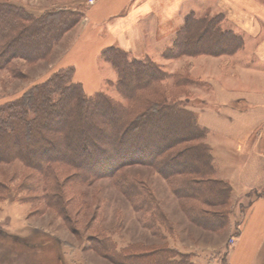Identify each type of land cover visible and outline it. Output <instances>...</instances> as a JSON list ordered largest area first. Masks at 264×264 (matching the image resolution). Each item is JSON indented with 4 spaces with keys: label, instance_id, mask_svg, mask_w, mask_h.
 <instances>
[{
    "label": "rangeland",
    "instance_id": "1",
    "mask_svg": "<svg viewBox=\"0 0 264 264\" xmlns=\"http://www.w3.org/2000/svg\"><path fill=\"white\" fill-rule=\"evenodd\" d=\"M10 1L22 5L21 0ZM23 1L31 9L39 8L30 10L25 7L35 15L58 8L75 9L78 12V21L60 36L46 58L35 62L15 58L8 68H0V105L23 98L27 92L43 86L55 72H60L58 77L63 79V83H69L68 71L57 69L55 64L75 38L77 24L84 16L83 3H86L83 0H60L77 1L71 6L61 7L56 5L59 0ZM258 1L264 4V0ZM207 7L212 11L213 5ZM203 21L200 26L196 22L195 24L202 29L205 25V20ZM193 25L191 21L189 27L192 28ZM218 31L219 29L210 34L211 40L216 38ZM226 33L234 40L230 46L228 44L230 51L235 50L232 47L243 45L242 40H235L238 35L234 32ZM172 50L173 58L166 57V51L163 53L165 58H152L163 68L161 73H167V78L137 93V97L140 94L144 96V102L136 106L137 112L145 110L150 100L167 102L185 98L188 108L193 112L194 108H204L213 102L204 98L207 88L189 83L201 78L192 57L212 54L204 52L176 57L178 49ZM169 53L170 50L168 55ZM225 54L230 53L218 55ZM100 61L105 76V85L101 91L120 105L134 108L137 98H128L116 88L118 73L112 63L102 55ZM138 79L132 82H139ZM52 85L50 83L49 86ZM27 112L32 115L31 110ZM53 115L56 116V113ZM57 116L56 120L68 119L73 128L77 126L67 112ZM79 120L80 132L95 137L94 132L85 126L87 122L89 124L93 121L92 118L89 116L82 120V116H79ZM163 125L160 127L155 123L152 132L164 135L168 127ZM76 128L72 133L73 137H78ZM143 131L144 129L137 132ZM57 135L59 134L53 136ZM164 136L170 139L169 135ZM28 139L24 135L21 137L23 142ZM78 141L75 143L76 149L72 151V164L53 161L52 171L47 176L40 169H36L34 164H30H38L37 158L42 157L41 140L32 142L35 152L25 150L30 158L29 163L17 158L13 151L7 153V159L0 161V232L18 235L20 239L36 244L29 248L0 234V264H164L157 259L162 249L176 251L177 256L172 259L174 261H184L181 255H188L189 264H225L231 234L237 232L243 213L247 210L251 197L258 195L257 191H253L251 196L240 197H235L232 193V197L222 204H216L213 200H206L197 194L182 197L175 190L173 179H168L149 165L125 166L112 176L108 170L101 172L96 166L92 169L87 163L90 161L89 154L85 152L83 142ZM260 148L264 150L262 142ZM90 149L94 150L92 147ZM23 151L21 148L19 153ZM53 152L60 154V158L65 155L64 150L53 149ZM230 156L228 149L216 148L214 159L217 172L221 167L220 159L225 160ZM79 166L80 170L77 169ZM193 177L198 178L197 175ZM122 178L130 188L135 189L137 186L143 201L141 198L135 200L128 194L127 188L124 190L125 185L118 184ZM206 178V182L212 180ZM49 194H53V197ZM260 195H264V191ZM98 244L105 247L107 254L96 249ZM179 264H185V261Z\"/></svg>",
    "mask_w": 264,
    "mask_h": 264
},
{
    "label": "trees",
    "instance_id": "2",
    "mask_svg": "<svg viewBox=\"0 0 264 264\" xmlns=\"http://www.w3.org/2000/svg\"><path fill=\"white\" fill-rule=\"evenodd\" d=\"M221 16L198 17L194 13L189 14L185 20L186 24L177 30L175 42L166 50L165 56L173 58L171 53L174 48L178 49L176 57L204 52L212 55L235 52L241 45L231 48L235 50H229L228 47L234 40L226 32H233L220 25ZM203 20L205 25L200 29ZM76 21L78 12L75 9L58 8L35 15L22 5L10 0H0V68H8L15 58H22L27 62L46 58L55 42ZM191 21L194 24L192 28L189 27ZM218 29L219 36L211 40L210 34ZM50 30H53L52 33ZM236 37V41L242 40L239 35ZM101 55L112 63L118 73V91L128 98H137V105L134 108L120 105L101 90L88 95L82 85L74 81L72 67L60 68L63 72L68 71L69 83H63V79L58 77L60 72L57 71L58 74L55 72L43 86L27 92L23 98L0 105V161L7 159V153L13 151L17 158L29 163L30 158L25 150L35 152L32 142L41 140L42 157L37 158L38 164H30H34L36 169H40L47 176L52 171L53 161L72 164V151L76 149L75 143L79 140L78 142H83L84 150L89 154L90 161L87 163L92 169L96 166L101 172L108 170L112 176L125 166L149 165L168 179H173L174 188L182 197L197 194L206 200H213L216 204L230 199L233 193L230 183L214 177L216 166L212 148L206 141L209 130L199 123L196 112L188 108L185 98L167 102L150 100L145 110L140 113L136 111V106L144 102V96L140 94L137 97V93L167 78V73H161L163 68L150 57L135 58L118 47L106 48ZM136 78H139V82L133 83ZM50 83L53 85L49 86ZM189 83L205 85L201 80H191ZM30 110L31 116L27 112ZM54 112L56 116L53 115ZM63 112H67V115L76 121L78 128H73L68 119H55L57 114ZM79 116H82V120L85 117L88 119L89 116L92 118L93 121L89 124L87 122L85 126L94 132L95 137L80 132ZM153 123H158L160 127L164 124L165 128L167 125L164 135H169L170 139L158 135L156 131L152 132ZM75 128L78 137L72 136ZM174 128L175 132L172 133ZM142 129L145 132H137ZM55 134L59 135L54 137ZM23 135L29 138L27 142L21 141ZM90 147L94 148L95 152ZM21 148L24 151L20 154ZM53 149L64 150L65 155L60 158V154H55ZM86 153L83 154L88 155ZM79 168L80 166L77 169ZM194 175L198 178L193 177ZM206 177L212 180L206 182ZM118 182L120 186H126L123 187L124 190L127 188L128 194L135 200L141 198L143 201L137 186L135 189L130 188L124 178ZM49 195L53 197V194ZM191 211L193 213V210ZM0 234L29 248L36 246L20 239L18 235L5 231ZM96 249L107 254L101 244H98ZM176 256L177 252L173 249H162L157 259L164 264H179L184 261L185 264L190 263L188 255H181L184 261L172 260Z\"/></svg>",
    "mask_w": 264,
    "mask_h": 264
},
{
    "label": "crops",
    "instance_id": "3",
    "mask_svg": "<svg viewBox=\"0 0 264 264\" xmlns=\"http://www.w3.org/2000/svg\"><path fill=\"white\" fill-rule=\"evenodd\" d=\"M84 1L76 36L55 65L57 69L72 67L74 81L88 95L105 85L103 50L118 47L135 58L164 57L191 13L222 15L220 25L242 38L243 45L233 53L192 57L207 88L204 98L213 101L194 111L209 130L206 141L213 157L217 147L231 154L220 159L215 176L230 183L235 197L258 192L251 197L237 232L231 234L224 262L264 264V195H260L264 191V150L260 148L264 144V4L258 0ZM75 3L59 0L56 5ZM20 4L39 10L23 0Z\"/></svg>",
    "mask_w": 264,
    "mask_h": 264
},
{
    "label": "built area",
    "instance_id": "4",
    "mask_svg": "<svg viewBox=\"0 0 264 264\" xmlns=\"http://www.w3.org/2000/svg\"><path fill=\"white\" fill-rule=\"evenodd\" d=\"M91 2H93V0H91Z\"/></svg>",
    "mask_w": 264,
    "mask_h": 264
}]
</instances>
